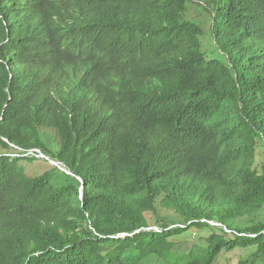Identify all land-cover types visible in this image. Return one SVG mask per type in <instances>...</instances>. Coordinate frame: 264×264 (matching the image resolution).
I'll list each match as a JSON object with an SVG mask.
<instances>
[{
  "label": "trees",
  "instance_id": "obj_1",
  "mask_svg": "<svg viewBox=\"0 0 264 264\" xmlns=\"http://www.w3.org/2000/svg\"><path fill=\"white\" fill-rule=\"evenodd\" d=\"M263 210L264 0H0V264H256Z\"/></svg>",
  "mask_w": 264,
  "mask_h": 264
},
{
  "label": "rangeland",
  "instance_id": "obj_2",
  "mask_svg": "<svg viewBox=\"0 0 264 264\" xmlns=\"http://www.w3.org/2000/svg\"><path fill=\"white\" fill-rule=\"evenodd\" d=\"M188 7V6H187ZM186 16L190 19H195L198 23L203 27L205 31V37L203 38L204 46L209 47L211 44V37H210V27H211V18L209 19L208 13L203 11V9L197 6H189ZM210 39V41H209ZM37 161L33 164V169L35 173H38L42 169L50 168L49 165L59 167L61 171L65 172V168L58 162L53 159L47 158L46 156L37 155ZM260 217L264 218V210L261 211ZM156 229V228H153ZM210 230L207 229L205 231H197L195 229H190L189 231L185 232L184 234L180 235L179 237L173 239L176 245L173 248V251L177 254L181 253H188L191 249V246L195 242H199L203 246H205V242L203 238H206L209 234ZM253 253L252 250H236L234 252L228 253H221L216 262L214 264H237L238 261L242 258H246ZM173 260L169 264H183L182 260ZM144 264H167L162 262L160 259L156 258L155 256H149V259L145 261ZM256 264H264V259H258Z\"/></svg>",
  "mask_w": 264,
  "mask_h": 264
},
{
  "label": "clouds",
  "instance_id": "obj_3",
  "mask_svg": "<svg viewBox=\"0 0 264 264\" xmlns=\"http://www.w3.org/2000/svg\"><path fill=\"white\" fill-rule=\"evenodd\" d=\"M37 155H42V156H45L44 154H40V153H38ZM37 155H36V156H37ZM47 158H48V157H47Z\"/></svg>",
  "mask_w": 264,
  "mask_h": 264
},
{
  "label": "bare ground",
  "instance_id": "obj_4",
  "mask_svg": "<svg viewBox=\"0 0 264 264\" xmlns=\"http://www.w3.org/2000/svg\"><path fill=\"white\" fill-rule=\"evenodd\" d=\"M36 88V87H35ZM38 89V88H37Z\"/></svg>",
  "mask_w": 264,
  "mask_h": 264
}]
</instances>
